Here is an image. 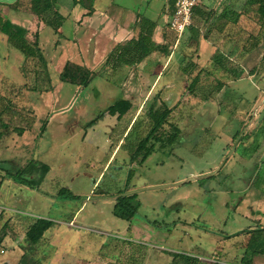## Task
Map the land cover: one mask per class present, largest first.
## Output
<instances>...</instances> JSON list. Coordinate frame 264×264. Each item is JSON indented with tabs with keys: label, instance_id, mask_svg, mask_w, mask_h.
Returning <instances> with one entry per match:
<instances>
[{
	"label": "rangeland",
	"instance_id": "1",
	"mask_svg": "<svg viewBox=\"0 0 264 264\" xmlns=\"http://www.w3.org/2000/svg\"><path fill=\"white\" fill-rule=\"evenodd\" d=\"M111 3L163 24L174 56L151 94L150 77L142 73L145 64L121 75L95 70L90 84L82 86L62 81V65L51 61L56 91L36 90L37 61H25L4 34L0 37V234L6 235L0 264H21L24 254L28 264L48 261L51 232L33 250L26 238L38 218L55 222L54 243L65 242L88 261L99 259L95 264H172L184 255L201 264H242V245L247 247L250 237L238 233L264 226V204L256 203L264 201V168L250 182L257 160H264V28L255 10L247 8L246 0H206L200 6L203 13L197 9L193 25L176 46L170 17H163L169 0ZM231 5L243 11L244 36L225 43L216 27ZM206 33L218 42L203 47ZM51 48L45 47L48 57L54 54ZM241 55H250L245 75ZM196 77L199 83L192 90ZM119 81L131 83L130 89L118 88ZM220 81L227 87L217 92ZM121 97L134 98L136 106L120 120L108 110ZM169 108L157 131L166 142H157L142 165L134 162L131 151L148 134L151 115ZM137 118L139 127L132 128ZM253 123L260 126L261 136L245 149L244 133ZM175 126L181 133L169 144ZM17 128L26 132L20 135ZM31 161L51 167L39 189L13 178ZM125 190L137 193L141 202L130 221L114 214L116 199ZM17 247L19 252H12ZM253 264H264V255L255 256Z\"/></svg>",
	"mask_w": 264,
	"mask_h": 264
},
{
	"label": "crops",
	"instance_id": "2",
	"mask_svg": "<svg viewBox=\"0 0 264 264\" xmlns=\"http://www.w3.org/2000/svg\"><path fill=\"white\" fill-rule=\"evenodd\" d=\"M18 1L19 0H0V12L2 13V15L10 18L13 23L26 28L29 31L27 35L29 41L35 42L38 39L39 45L48 61V68L50 75H51V61L62 65L61 72L63 71L67 62H76L77 64L86 66L93 71L95 70L98 71V69L102 68L109 54L114 50V48L118 44L124 43L133 38H137L140 34V30L135 26V23L138 20V17L143 15L133 10L116 6L114 5V3H111V0H79L77 4L74 3V0H64L66 4H62L61 3L62 0H61L59 3V9L66 19L64 21V25L59 29V32H56L52 27L48 26L39 16H37L29 8H27L26 5L24 6L15 5ZM165 9L166 10L163 14L164 19L171 16L170 12L168 13L169 6ZM202 11L203 10L201 9L198 11V13H203ZM196 13L197 10L195 11V14ZM219 16L221 17V19H223V22L221 23L222 25L218 24L216 28L220 33L222 42L226 43L229 41L232 42L234 40L235 41H238L239 39L241 40L242 36H244L243 11L231 5L225 7L223 9L222 15ZM169 30L170 32L174 33L176 37V46H178L182 37L178 39L176 33L173 32L170 29V27ZM1 35L2 34H0V37H2ZM203 37H204L202 41L203 47L204 45L206 46L208 44H211L212 42L215 43L218 42L216 41V39L212 41L211 35L208 33L204 34ZM2 38L7 40L6 36ZM153 39L157 45L169 44L168 43L169 41L165 37L163 32V24L160 21H158V25L156 27ZM48 46L54 48V50H52L51 48V52L54 53L52 57H48L46 54L45 47ZM170 48L172 47L170 46ZM168 52H170V56H167ZM55 54H57V56ZM173 56H174V52L169 51V49L156 51L152 53L144 62L133 67H125L123 71L127 73L132 68L145 64L144 71L142 73L150 77L149 81H151L152 83H150L151 87L148 88V91L151 94L159 86L160 80L162 79V76L164 75V72L169 66V62L172 60ZM249 57L250 55H247L245 58L243 57V55H241L240 58L242 59V66L246 73H248L249 71L244 66V61H246ZM61 62L63 64H61ZM154 67H158L159 69L156 70L154 69ZM254 76L255 73L252 74L251 77ZM152 77H156L155 81L152 80ZM116 84L118 88H121V90H123V87H127L128 89H130V85H131V83H121L120 81L117 82ZM169 86L171 85H168V87ZM226 87L227 84H224L222 90H224ZM51 91H56V88H52ZM121 98L131 100L133 104L132 108L136 106V100L134 98L133 99L130 97H121ZM113 117L117 118V116H113ZM254 131L255 133H253ZM259 132H260V126L253 123L251 129L247 130V132L244 133L245 149L249 148L250 146L249 144H252L254 140H257L259 138V136L262 135L264 139V134L260 135ZM249 133H251V137L247 136ZM247 139H249V141H247L246 143L245 141ZM260 147L261 146H258V148ZM259 161H261V163H258ZM263 168H264V160L262 161V159L259 158L256 162V170L250 182L253 181V179L256 177L258 172H260ZM98 181L99 180H97V182ZM256 203H259L262 206L264 204V201L259 199L256 200ZM71 221L74 222V219ZM53 228L54 226L45 233L42 242L47 238V233L49 231L51 232L50 236L52 238L55 237L54 230L51 231ZM261 228H264V226ZM244 231H250V230H243L240 232L239 235L238 234L237 235L238 236L246 235L249 238L250 234L244 233ZM237 235H233L231 237ZM51 237H48V240L50 242L49 243L50 255L48 256L49 257L48 261L44 262L43 260H41L42 263L40 264H95L96 262H94V260H99V259H93L92 261H88L85 256L80 255L82 253H80L78 250L74 251V249H72L71 246L69 249H67L65 242H63L62 244L58 242L54 243ZM128 240L130 241L131 239ZM242 249L244 255L246 247L242 245ZM12 252H19V247H17L16 250H13ZM22 254H24V252H22L21 255ZM9 258L11 257L9 256ZM115 264H122V263L117 262ZM225 264H235V263L230 261V262H226Z\"/></svg>",
	"mask_w": 264,
	"mask_h": 264
},
{
	"label": "trees",
	"instance_id": "3",
	"mask_svg": "<svg viewBox=\"0 0 264 264\" xmlns=\"http://www.w3.org/2000/svg\"><path fill=\"white\" fill-rule=\"evenodd\" d=\"M61 0H29L28 4L26 0H19L17 6L26 5L34 14L39 16L48 26L52 27L56 32L64 25L65 16L60 12L59 3ZM79 0H74L77 4ZM247 8L255 10V18L259 25L264 28V0H246ZM170 14L175 10V0H169ZM202 9V8H197ZM196 9V10H197ZM195 10V11H196ZM203 10V9H202ZM247 11H250L247 9ZM207 19V18H206ZM158 25L157 20H153L146 16L138 17L135 26L140 30V34L137 38H133L124 43L118 44L114 50L109 54L107 60L103 64L102 73L106 69H110L112 73L121 75L125 67H133L144 62L152 53L156 51H162L168 49L166 45H157L153 39L156 27ZM195 37L198 38V30L193 28ZM29 31L12 22L10 18L2 15L0 12V34H4L8 43L14 48L18 49L25 57V61L29 59L36 60L37 71L35 72V85L34 88L39 91L52 90L51 75L48 68V61L39 45L38 39L35 42L29 41L27 38ZM264 45V32L260 41ZM170 56V52L167 53ZM264 63V55L262 58ZM221 66H224L221 64ZM225 68V67H222ZM244 75L245 71H242ZM236 73V72H235ZM241 73V72H240ZM251 74H254L251 73ZM96 76V73L86 66L75 64L74 62H67L63 71L60 74V79L64 82L79 83L82 86H88ZM110 76V75H109ZM45 83L50 84L49 88H45ZM199 83V78L196 77L192 83V90L195 89ZM224 83L218 82L216 87L217 92L222 91ZM133 104L129 99L121 98L113 103L108 112L112 116H117L118 119H123L128 112L132 109ZM153 108V107H152ZM171 109H166L163 113L151 115V128L148 134L139 141L134 150L131 151V157L134 162L142 165L156 150V144L159 141L166 142L157 136V131L161 128L164 122L167 121ZM137 118L132 128L139 127L140 121ZM17 132L23 135L26 132L24 128H17ZM181 133V129L175 126V133L168 138V143L172 144ZM129 135V134H128ZM126 136L125 140L127 139ZM51 167L49 164L40 161H31L26 167L20 169L14 175V181L19 184L28 186L33 189H39L46 177L48 176ZM141 206L137 193H129L127 190L122 191L114 206V214L127 221H130L137 215ZM3 210L0 214V221L3 217ZM55 222L47 218H38L30 225L26 233L28 245L31 250L42 241L45 233L54 226ZM244 233L250 234V241L246 247L244 253V259L242 264H253L254 257L257 255H264V228H259L250 231H244ZM240 234V233H238ZM6 238L5 233L0 234V246ZM179 258V257H178ZM176 258L172 264H201L200 260L191 256L184 255L181 258ZM28 255L24 254L21 259V264H28ZM31 264H40L37 259H32ZM207 264H224L219 261L209 262Z\"/></svg>",
	"mask_w": 264,
	"mask_h": 264
},
{
	"label": "built area",
	"instance_id": "4",
	"mask_svg": "<svg viewBox=\"0 0 264 264\" xmlns=\"http://www.w3.org/2000/svg\"><path fill=\"white\" fill-rule=\"evenodd\" d=\"M206 0H175V10L171 14L168 24L170 29L180 39L185 31L193 25L195 10L205 3ZM76 226L74 222L69 223Z\"/></svg>",
	"mask_w": 264,
	"mask_h": 264
}]
</instances>
